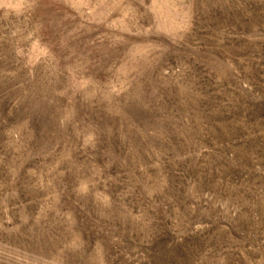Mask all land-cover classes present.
Here are the masks:
<instances>
[{"label": "rangeland", "instance_id": "374dc122", "mask_svg": "<svg viewBox=\"0 0 264 264\" xmlns=\"http://www.w3.org/2000/svg\"><path fill=\"white\" fill-rule=\"evenodd\" d=\"M0 264H264V0H0Z\"/></svg>", "mask_w": 264, "mask_h": 264}]
</instances>
